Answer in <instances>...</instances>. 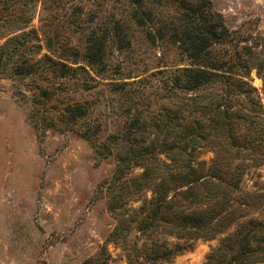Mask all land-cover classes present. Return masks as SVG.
Returning a JSON list of instances; mask_svg holds the SVG:
<instances>
[{
  "label": "trees",
  "instance_id": "16d2710c",
  "mask_svg": "<svg viewBox=\"0 0 264 264\" xmlns=\"http://www.w3.org/2000/svg\"><path fill=\"white\" fill-rule=\"evenodd\" d=\"M87 1L0 0V76L16 81L33 126L76 133L114 158V238L136 231L127 264L167 261L232 224L201 264L264 262V217L254 215L264 191L239 186L248 161L264 162V100L250 78L255 68L264 83L262 61L233 42L209 0H125L115 20ZM131 27L156 50L133 56ZM126 200L140 201L131 216Z\"/></svg>",
  "mask_w": 264,
  "mask_h": 264
},
{
  "label": "rangeland",
  "instance_id": "374dc122",
  "mask_svg": "<svg viewBox=\"0 0 264 264\" xmlns=\"http://www.w3.org/2000/svg\"><path fill=\"white\" fill-rule=\"evenodd\" d=\"M209 3L222 15L233 42L251 45L264 64V0ZM126 6L125 0H88L85 10L115 20ZM32 23L38 24L37 16ZM130 32L135 38L133 56L143 58L156 50L140 39L137 28ZM110 44L114 61V37ZM260 74L264 75L263 67ZM250 78L264 100L263 78L255 68ZM27 109L16 81L0 76V264H79L97 252H104L107 264H127L125 248L136 231L129 232L127 243L114 238L116 220L108 209L114 158L97 155L90 142L76 133L35 128ZM213 156L210 148L203 147L198 159L209 165ZM160 158L165 159L163 154ZM141 170L134 167L129 176ZM239 186L244 191H264V162L248 161ZM139 204L126 200L130 216ZM254 215L264 217V210ZM234 227L210 239L193 238L186 249L159 264H201L210 248Z\"/></svg>",
  "mask_w": 264,
  "mask_h": 264
}]
</instances>
